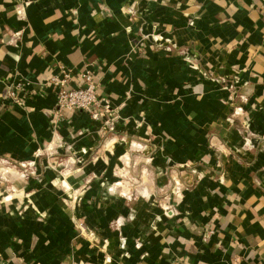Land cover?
Wrapping results in <instances>:
<instances>
[{"label":"crops","instance_id":"0c3cea01","mask_svg":"<svg viewBox=\"0 0 264 264\" xmlns=\"http://www.w3.org/2000/svg\"><path fill=\"white\" fill-rule=\"evenodd\" d=\"M0 264H264V0H0Z\"/></svg>","mask_w":264,"mask_h":264},{"label":"built area","instance_id":"2783aa9c","mask_svg":"<svg viewBox=\"0 0 264 264\" xmlns=\"http://www.w3.org/2000/svg\"><path fill=\"white\" fill-rule=\"evenodd\" d=\"M166 41H169L167 38ZM81 83L77 85H72L73 80V70L67 67H62L61 71L57 74L51 76L50 82L57 88L56 95V111L59 116H62L67 110L81 109L87 111L91 118L98 120L99 118L106 117L105 115H110L112 112L113 105L108 97L99 94L98 83L95 81V76L92 70L86 69L80 73ZM212 80H218L221 86L224 88H233L234 84L227 83L226 79L220 76H215L211 71L205 72ZM22 87L21 81L15 83L11 89L7 92L2 100H10L12 105L22 104V99L19 96V90ZM5 103V101H2ZM239 107L235 108V112H238ZM239 113V112H238ZM106 121V120H105ZM24 169L28 167L30 171L35 170V163H29L26 166L25 163L21 164ZM180 187L178 183L175 182L174 193L179 192ZM164 212L167 214H174L175 209L169 205L163 206ZM77 226L84 230L86 228L83 222H78Z\"/></svg>","mask_w":264,"mask_h":264},{"label":"rangeland","instance_id":"374dc122","mask_svg":"<svg viewBox=\"0 0 264 264\" xmlns=\"http://www.w3.org/2000/svg\"><path fill=\"white\" fill-rule=\"evenodd\" d=\"M37 167H38V166H37V164H36V165H35V169H37ZM26 169H28V167H27ZM176 194H177V193H176Z\"/></svg>","mask_w":264,"mask_h":264}]
</instances>
